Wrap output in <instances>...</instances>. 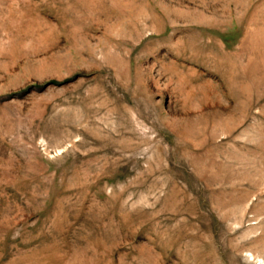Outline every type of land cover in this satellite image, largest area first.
I'll list each match as a JSON object with an SVG mask.
<instances>
[{
  "label": "rangeland",
  "instance_id": "374dc122",
  "mask_svg": "<svg viewBox=\"0 0 264 264\" xmlns=\"http://www.w3.org/2000/svg\"><path fill=\"white\" fill-rule=\"evenodd\" d=\"M0 264H264V0H0Z\"/></svg>",
  "mask_w": 264,
  "mask_h": 264
}]
</instances>
